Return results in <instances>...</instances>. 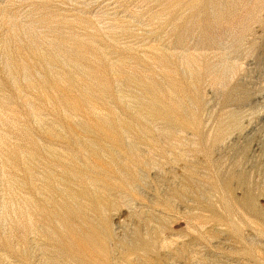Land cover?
Segmentation results:
<instances>
[{"label":"rangeland","instance_id":"obj_1","mask_svg":"<svg viewBox=\"0 0 264 264\" xmlns=\"http://www.w3.org/2000/svg\"><path fill=\"white\" fill-rule=\"evenodd\" d=\"M0 264H264V0H0Z\"/></svg>","mask_w":264,"mask_h":264}]
</instances>
